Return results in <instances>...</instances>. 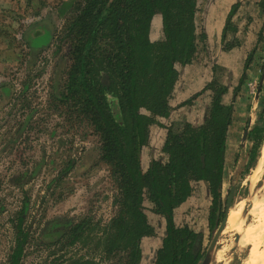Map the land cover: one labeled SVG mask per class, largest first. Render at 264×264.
I'll use <instances>...</instances> for the list:
<instances>
[{
  "label": "trees",
  "instance_id": "1",
  "mask_svg": "<svg viewBox=\"0 0 264 264\" xmlns=\"http://www.w3.org/2000/svg\"><path fill=\"white\" fill-rule=\"evenodd\" d=\"M249 2L230 0L227 4L218 39L221 53L231 52L241 44L235 21L240 11L249 12V20L255 11L264 12V0L252 12L246 7ZM31 3L45 6L47 1L27 0L28 6ZM199 3L200 0L62 1L63 11L71 9L61 35L68 42V68L64 82L53 84L50 106L71 126L84 124L99 138V160L110 168L118 190L117 210L106 228L102 250L109 257L118 258V264H201L208 246L204 245V233L176 221V209L187 203L200 181L208 182L211 195L209 224L216 230L219 222L236 97L255 55L264 51V25L256 43L245 52L231 102L225 101L230 86L220 80L217 72L225 67L231 70L232 66L220 63L219 58L220 65L213 66V78L201 90L174 100L183 67L197 58L200 44H207L209 31L197 25L203 9ZM215 4L216 0H206L207 13L203 9V17L210 19L209 23L215 19ZM7 29L10 31L11 24L0 27V34L5 35ZM46 29L41 25L32 30L27 45L38 47L32 37ZM3 88L6 94L12 90L8 85ZM205 92L210 93L211 100L200 122L188 118L183 121L178 111L190 113ZM159 127L164 129L162 136L155 137L152 145ZM249 137L253 144L248 169L262 149L264 126L255 125ZM73 167L69 161L63 172ZM237 168L232 183L237 182L244 165ZM145 201L164 220L162 245L151 263L143 260L142 240L155 236L156 228ZM26 209L27 204L19 217V234L8 264H21L24 255L27 234L21 224ZM89 223V219H82L68 231L45 235L49 239L65 235L70 245L79 241L89 244ZM57 264L99 263L94 258L80 257Z\"/></svg>",
  "mask_w": 264,
  "mask_h": 264
},
{
  "label": "rangeland",
  "instance_id": "2",
  "mask_svg": "<svg viewBox=\"0 0 264 264\" xmlns=\"http://www.w3.org/2000/svg\"><path fill=\"white\" fill-rule=\"evenodd\" d=\"M46 1L45 6L37 3L28 6L27 0H0V27L11 24L10 31L8 28L5 35L0 34V264L9 263L25 204L27 209L21 228L27 238L21 264H57L80 257L94 258L99 264H118V258L109 257L102 250L106 228L117 210L115 199L118 190L110 168L99 160V138L84 124L71 126L50 106L53 84L66 79L69 47L61 35L71 9H61L63 0ZM216 1L215 19L209 23L210 19L203 17L204 10L207 13L206 0H200V7L204 10L197 17V25L199 29L209 31L207 44H200L197 58L183 67V77L176 86L174 100L201 90L213 78V66L222 63L232 66L231 70L225 67L217 72L220 80L230 86L225 100L231 102L233 89L242 73L245 52L256 43L258 32L264 25V12L261 10L254 12L252 20L247 19L249 12L240 11L235 21L238 25L236 37L241 44L231 52L221 53L219 31L230 0ZM260 2L250 0L246 7L252 12L260 8ZM41 25L47 29L34 34L32 39L38 47L32 49L27 45V39L30 32ZM212 26H216L215 29ZM5 85L12 88L9 94L4 91ZM262 86L264 89V51H259L236 97L223 193L224 200L232 185V176L243 164L231 208L244 203L242 210L245 213L242 211L241 214L243 219H247L246 228L251 226V222H257L258 216L248 212L254 198L264 192V169L259 178L253 180L264 143L256 161L248 169L253 144L249 131L255 125L264 126ZM209 96V92L200 95L190 113L178 111L181 119L200 122L203 110L211 100ZM163 130L159 127L153 135L152 145L156 143L155 137L162 136ZM69 161L74 167L63 172ZM144 203L156 228L155 236L142 240L143 260L151 263L162 245L164 220L151 211L150 202ZM210 203L208 182L196 183L191 198L176 209L177 224L206 230ZM82 219L91 222L87 227L89 244L79 241L70 245L65 235L55 239L45 235L68 231L72 224ZM241 237L225 227L216 240L211 264H248V246L243 245L245 237ZM207 241L208 232L205 233V243Z\"/></svg>",
  "mask_w": 264,
  "mask_h": 264
},
{
  "label": "bare ground",
  "instance_id": "3",
  "mask_svg": "<svg viewBox=\"0 0 264 264\" xmlns=\"http://www.w3.org/2000/svg\"><path fill=\"white\" fill-rule=\"evenodd\" d=\"M263 169L264 148L263 155L260 157L258 166L254 171V177L252 176L253 180L259 178ZM243 206L244 203L241 202L239 206H233L230 208L226 229L235 231L240 236L242 235V237H245V242L243 245L248 246V257L246 258L248 264H264V192H260L259 197L254 198L253 204L249 209L248 213H250V215L253 214L258 216L257 222H251V226L249 228L245 227L247 219H243L244 217L241 214L243 211ZM243 212L245 213V210Z\"/></svg>",
  "mask_w": 264,
  "mask_h": 264
},
{
  "label": "water",
  "instance_id": "4",
  "mask_svg": "<svg viewBox=\"0 0 264 264\" xmlns=\"http://www.w3.org/2000/svg\"><path fill=\"white\" fill-rule=\"evenodd\" d=\"M235 191H236V183H232L231 188H230V194L228 197V202H227L228 211L226 213V216L224 217V219L222 220V222L218 226V229L215 232L213 240L210 243L208 251H207L205 257L203 258L201 264H211V262L213 260V256H214L213 252L215 251L216 240H217V238L220 237L221 233L224 231L225 227L227 226L229 209L231 208V204L233 201V197L235 195Z\"/></svg>",
  "mask_w": 264,
  "mask_h": 264
},
{
  "label": "flooded vegetation",
  "instance_id": "5",
  "mask_svg": "<svg viewBox=\"0 0 264 264\" xmlns=\"http://www.w3.org/2000/svg\"><path fill=\"white\" fill-rule=\"evenodd\" d=\"M226 101V100H225ZM233 124H234V122H233ZM234 127V126H233ZM227 147H228V145H227ZM230 188H231V186H230ZM230 188H229V193H228V195L226 196V198L223 200V203H222V207L220 208V210H219V212H218V218H217V220L219 221L218 223H217V225L215 226L216 227V230L218 229V226L220 225V223L222 222V220L224 219V217L226 216V213H227V211H228V206H227V202H228V197H229V194H230ZM209 208H211V203H210V206L208 205V211H207V214H206V216H207V229L206 230H204V229H199V230H196V229H194V230H196V231H198V232H203L204 233V236H205V233H207L208 232V240H209V243L207 244V243H204V245L205 246H207V250H206V252H205V255H206V253H207V251H208V248H209V246H210V243L212 242V240H213V234H214V232H213V227H211L210 226V224H209V213H210V211H209ZM198 210H200V209H198ZM224 213L223 215L224 216H222V218H221V213ZM190 226V225H189ZM215 230V229H214ZM215 230V231H216ZM204 247V246H203ZM205 255H204V257H205Z\"/></svg>",
  "mask_w": 264,
  "mask_h": 264
},
{
  "label": "crops",
  "instance_id": "6",
  "mask_svg": "<svg viewBox=\"0 0 264 264\" xmlns=\"http://www.w3.org/2000/svg\"><path fill=\"white\" fill-rule=\"evenodd\" d=\"M228 145H229V138H228Z\"/></svg>",
  "mask_w": 264,
  "mask_h": 264
}]
</instances>
